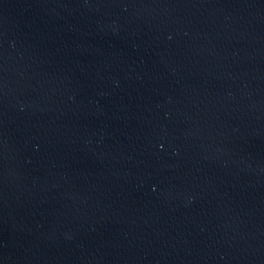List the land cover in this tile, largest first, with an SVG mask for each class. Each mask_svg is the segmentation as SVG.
I'll list each match as a JSON object with an SVG mask.
<instances>
[{
  "label": "water",
  "instance_id": "1",
  "mask_svg": "<svg viewBox=\"0 0 264 264\" xmlns=\"http://www.w3.org/2000/svg\"><path fill=\"white\" fill-rule=\"evenodd\" d=\"M0 264H264V0H0Z\"/></svg>",
  "mask_w": 264,
  "mask_h": 264
}]
</instances>
